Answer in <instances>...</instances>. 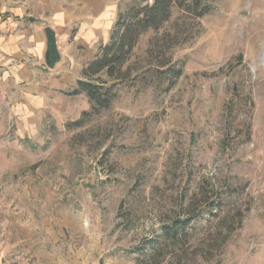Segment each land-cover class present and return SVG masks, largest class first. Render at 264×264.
I'll use <instances>...</instances> for the list:
<instances>
[{
  "label": "rangeland",
  "instance_id": "obj_1",
  "mask_svg": "<svg viewBox=\"0 0 264 264\" xmlns=\"http://www.w3.org/2000/svg\"><path fill=\"white\" fill-rule=\"evenodd\" d=\"M110 1L117 12L144 0ZM204 1L202 18L174 9L140 36L111 106L83 128L65 123L87 97L27 115L0 99L6 264L33 263L13 245L31 235L43 264H264V0ZM184 217L187 233L148 257Z\"/></svg>",
  "mask_w": 264,
  "mask_h": 264
},
{
  "label": "crops",
  "instance_id": "obj_2",
  "mask_svg": "<svg viewBox=\"0 0 264 264\" xmlns=\"http://www.w3.org/2000/svg\"><path fill=\"white\" fill-rule=\"evenodd\" d=\"M118 12L110 0H0V99L12 98L15 110L27 115L60 114L63 101L86 98L66 92L108 42ZM45 28L54 33L57 60L45 59ZM13 242L34 251L32 264L45 261L39 238L17 236ZM6 262L1 253L0 264Z\"/></svg>",
  "mask_w": 264,
  "mask_h": 264
},
{
  "label": "trees",
  "instance_id": "obj_3",
  "mask_svg": "<svg viewBox=\"0 0 264 264\" xmlns=\"http://www.w3.org/2000/svg\"><path fill=\"white\" fill-rule=\"evenodd\" d=\"M174 9L202 18L210 12L211 6L204 0H144L118 12L108 42L98 48L81 70L75 86L66 92L69 96L84 94L90 104L89 110L83 111L78 119L65 123L67 130L83 128L94 114L109 109L116 97L115 86L126 77L123 67L138 39L148 31L159 33L170 22ZM150 41L159 49L160 41ZM180 75L181 70H176L173 81ZM190 220L188 217L175 218L162 226L160 234L149 242L148 257L156 260L163 256L167 241L176 243L179 236L187 233Z\"/></svg>",
  "mask_w": 264,
  "mask_h": 264
},
{
  "label": "water",
  "instance_id": "obj_4",
  "mask_svg": "<svg viewBox=\"0 0 264 264\" xmlns=\"http://www.w3.org/2000/svg\"><path fill=\"white\" fill-rule=\"evenodd\" d=\"M45 34H46V38L49 42V50L45 54V59H46V61H48L49 56H51V58L57 60L58 59V53L56 50L54 33L49 28H45Z\"/></svg>",
  "mask_w": 264,
  "mask_h": 264
}]
</instances>
